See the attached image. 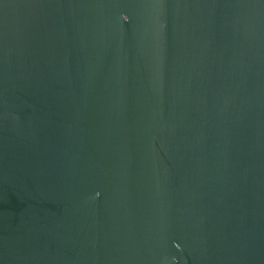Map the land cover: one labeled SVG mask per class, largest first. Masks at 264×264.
I'll use <instances>...</instances> for the list:
<instances>
[{
	"label": "water",
	"instance_id": "water-1",
	"mask_svg": "<svg viewBox=\"0 0 264 264\" xmlns=\"http://www.w3.org/2000/svg\"><path fill=\"white\" fill-rule=\"evenodd\" d=\"M0 264H264V0H0Z\"/></svg>",
	"mask_w": 264,
	"mask_h": 264
}]
</instances>
